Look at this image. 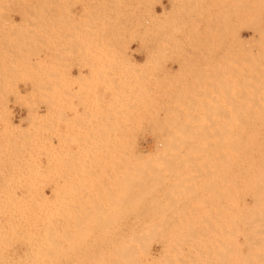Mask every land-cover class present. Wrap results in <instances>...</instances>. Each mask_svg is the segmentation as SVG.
<instances>
[{"label":"rangeland","instance_id":"374dc122","mask_svg":"<svg viewBox=\"0 0 264 264\" xmlns=\"http://www.w3.org/2000/svg\"><path fill=\"white\" fill-rule=\"evenodd\" d=\"M243 120L264 122V0H0V264H109L116 247L130 252L131 264H163L175 254L180 261L169 264H264V230L257 233L264 223L244 216L250 213L243 205L261 188H250L254 173L249 186L238 182L237 197L246 201L231 207L234 225L228 204L218 208L224 216L211 214L219 211L211 191L233 179L225 173L227 187L210 130L219 134L221 123ZM97 155L93 166L98 158L90 164V156ZM261 192L254 202L262 205L250 208L257 217H264ZM176 244L183 246L173 253Z\"/></svg>","mask_w":264,"mask_h":264},{"label":"bare ground","instance_id":"6f19581e","mask_svg":"<svg viewBox=\"0 0 264 264\" xmlns=\"http://www.w3.org/2000/svg\"><path fill=\"white\" fill-rule=\"evenodd\" d=\"M85 10V9H84ZM128 12V11H127ZM83 13H85V12H83ZM26 14H28V13H26ZM33 14H34V12H33ZM40 14V13H39ZM43 14V13H42ZM41 14V15H42ZM47 14V13H46ZM53 14V13H52ZM68 14V13H67ZM69 14H70V12H69ZM87 14V13H86ZM167 14V13H166ZM49 15V14H48ZM55 15H56V13H55ZM60 15V14H59ZM58 15V16H59ZM28 16H30V15H28ZM37 16V15H36ZM52 16V15H51ZM64 16V15H63ZM79 16V15H78ZM77 16V17H78ZM162 16H163V14H162ZM31 18L33 17V16H30ZM68 16H66V18H67ZM28 18V17H27ZM51 18V17H50ZM60 18V17H59ZM65 18V17H64ZM63 18V19H64ZM33 19H34V17H33ZM36 19V18H35ZM34 19V20H35ZM39 19V18H38ZM43 19V18H42ZM46 19H48L47 17H46ZM68 19V18H67ZM162 19V18H161ZM29 20V19H28ZM51 20V19H50ZM37 21V20H36ZM40 21V20H39ZM43 21V20H42ZM47 21V20H46ZM30 22V21H29ZM28 21H27V23H29ZM48 22V21H47ZM31 23V22H30ZM38 23V22H37ZM40 23H42V22H40ZM63 23V22H62ZM48 24V23H47ZM60 24H61V22H60ZM35 25V24H34ZM28 26H30L29 24H28ZM35 26H37V25H35ZM40 26V25H39ZM46 25H44V27H45ZM38 27V26H37ZM41 27V26H40ZM43 27V26H42ZM52 27V26H51ZM62 27V26H61ZM53 28V27H52ZM33 29H34V27H33ZM37 29V28H36ZM64 29V28H63ZM82 29V28H81ZM85 30V29H84ZM84 32V31H83ZM57 34V33H56ZM87 34V33H86ZM85 34V35H86ZM47 35V34H46ZM80 36V35H79ZM224 36V35H223ZM86 37V36H85ZM35 38V37H34ZM40 38V37H39ZM56 38H59V37H57L56 36ZM71 38V37H70ZM43 39V38H42ZM48 39V38H47ZM81 39V38H80ZM61 40H63V38L61 39ZM67 40V39H66ZM70 40V39H69ZM224 40L225 39H223V42H222V46L224 47L225 45V43H224ZM54 41V40H53ZM56 41V40H55ZM64 41H65V39H64ZM83 41V40H82ZM85 41V40H84ZM69 42V41H68ZM35 43V42H34ZM34 43H33V45H34ZM38 43V42H37ZM42 43V42H41ZM62 43V42H61ZM87 43V42H86ZM32 44V43H31ZM56 44V43H55ZM54 44V45H55ZM63 44V43H62ZM32 45V46H33ZM37 45V44H36ZM46 45V44H45ZM59 45V44H58ZM65 45V44H64ZM67 45H68V43H67ZM75 45V44H74ZM73 45V46H74ZM87 45V44H86ZM63 46V45H62ZM70 46V45H69ZM78 46V45H77ZM50 48V47H49ZM53 48H55V47H53ZM60 48V47H59ZM64 48V47H63ZM69 48H71V46L69 47ZM80 48V47H79ZM82 48V47H81ZM32 49V48H31ZM78 49V48H77ZM222 50H224V52H225V49H223V48H221ZM30 50V49H29ZM67 50V49H66ZM70 50V49H69ZM228 50V49H227ZM57 51H60V50H57ZM68 51V50H67ZM74 50H72V52H73ZM79 51V50H78ZM76 52V51H75ZM227 52V51H226ZM38 54V53H37ZM63 54V53H62ZM62 54H60V55H62ZM65 54H67V53H65ZM73 54V53H72ZM85 54V53H84ZM87 54V53H86ZM151 54V53H150ZM154 54H155V52H154ZM46 55V54H45ZM59 55V56H60ZM227 55V54H226ZM229 55V54H228ZM227 55V56H228ZM148 56V55H147ZM48 57V56H47ZM61 57V56H60ZM62 57H64V56H62ZM151 58H152V56H151ZM46 59V58H45ZM40 61V60H39ZM42 61V60H41ZM51 64V63H50ZM71 64V63H70ZM56 66V65H55ZM61 66H63V65H61ZM64 67V66H63ZM141 68H142V66H141ZM68 74V73H67ZM65 75V74H64ZM245 77H247V76H245ZM233 78V77H232ZM248 78V77H247ZM234 79V78H233ZM62 84V83H61ZM224 84V83H223ZM230 84V83H229ZM227 86V85H226ZM226 86H224V87H226ZM230 87V86H229ZM77 90V89H76ZM68 91V90H67ZM73 91V90H72ZM112 91V90H111ZM224 91V90H223ZM78 92H79V90H78ZM84 92V91H83ZM130 92V91H129ZM132 92V91H131ZM51 93V92H50ZM63 93V92H62ZM66 93V92H65ZM69 93V92H68ZM93 93V92H92ZM91 93V94H92ZM134 93V92H133ZM83 94V93H82ZM112 94H115V92H113ZM117 94H119V93H117ZM121 94V93H120ZM76 95V94H75ZM100 95V94H99ZM96 96V95H95ZM42 97V96H41ZM97 97V96H96ZM113 97V96H112ZM65 98H67V96L65 97ZM95 98V97H94ZM55 99V98H54ZM215 100V99H214ZM72 101V100H71ZM94 101V100H93ZM77 102V101H76ZM78 103V102H77ZM95 103V102H94ZM219 103V102H218ZM72 104H74V103H72ZM83 108V107H82ZM75 109V108H74ZM85 110V109H84ZM29 112H32V110H29ZM73 113H74V111H72ZM82 112V110L79 112V114ZM72 113V114H73ZM76 114V113H75ZM85 114V113H84ZM63 115V114H62ZM86 115V114H85ZM32 116V115H31ZM64 116V115H63ZM70 117V116H69ZM82 117V116H81ZM93 117V116H92ZM94 118V117H93ZM100 118V117H99ZM213 118V117H212ZM253 118V117H252ZM255 118V117H254ZM85 119V118H84ZM243 119V118H242ZM245 119V118H244ZM62 120H64V119H62ZM67 120V119H66ZM47 121V120H46ZM89 121V120H88ZM214 123L216 122V119H215V121H213ZM71 123H72V121H71ZM85 123V122H84ZM74 124V123H73ZM79 124V123H78ZM90 124V123H89ZM216 124V123H215ZM222 124V127H220V132H219V134H217L218 133V131L216 132V130H217V128L213 131V132H211V130H210V133H212V134H210V135H213L212 136V138H213V140H212V138H211V144H210V146H209V148H212V149H210L211 150V152L212 151H215V152H217L218 151V148H220V153H221V160L219 159V157H218V159L221 161V168H220V173L221 174H225V173H231L232 174V176H231V174H230V177H231V179H233V181L231 182L232 183V185H229V187H228V185L227 184H230V178H228L229 177V175H224V176H228L227 177V179L229 180H224V183H226L227 181L229 182H227L226 183V185H227V187L228 188H226V187H221L222 188V190L220 191L219 190V188H217V189H215L214 190V188H213V193H212V191H211V193H210V196H211V194H213V202L215 201V202H217L218 201V199H219V197L223 200L222 201V207H221V204H219V203H215L214 202V204H217V205H219V206H217L216 207V209L215 210H219V209H222V210H224V208L225 207H227L226 209H228V212L225 210V212L227 213V214H229L230 212V214L232 215V208L231 207H233L234 208V206H235V204H236V201H237V204H238V202L240 201L242 204H243V200L244 199H242V198H244L245 197V195H244V197H237L238 195L239 196H241L240 194H238L239 193V188H238V182H242V181H244V184L248 181H250L251 180V177H248V175H249V173H254L255 174V176H252V180L253 181H255L256 180V182H257V180H258V182L257 183H259V182H262V184L260 185V183L259 184H257L256 182H255V186H253L254 184H252L251 185V181H250V188H256V186H257V188L256 189H258L260 186H261V188H264V186H262V185H264V180H262V177H264V176H259V175H256V172H254V170H257L258 171V173L260 174V172H264V164H262L261 162L262 161H264V122H244V120H243V122H241V123H221ZM218 125V124H217ZM217 125H214L215 127L217 126ZM54 126V125H53ZM73 126V125H72ZM84 126V125H83ZM37 127V126H36ZM43 127H45V126H43ZM68 127V126H67ZM87 127V126H86ZM218 127V126H217ZM57 128V127H56ZM69 128V127H68ZM79 128V127H78ZM81 128H82V126H81ZM99 128H100V126H99ZM222 128V129H221ZM98 129V128H97ZM212 129V128H211ZM45 130V129H44ZM43 131V130H42ZM83 131V130H82ZM92 131H94L93 129H92ZM101 131V130H100ZM41 132V131H40ZM56 132V131H55ZM67 132V131H66ZM96 132V131H95ZM98 132V134H99V130L97 131ZM69 133V132H68ZM73 134V133H72ZM70 135V134H69ZM217 135V136H216ZM79 136V135H78ZM220 138H219V137ZM69 137V136H68ZM78 138V137H77ZM64 139V138H63ZM74 139V138H73ZM88 139V138H87ZM237 139H238V141H239V146L238 145H236V141H237ZM69 140H70V137H69ZM72 140V139H71ZM99 140H100V138H99ZM153 140V139H152ZM67 141H68V139H67ZM84 141V140H83ZM91 141V140H90ZM93 141V140H92ZM94 141H95V139H94ZM158 141V140H157ZM160 141V140H159ZM184 142H193L194 140H190V139H185V140H183ZM88 142V141H87ZM100 142V141H99ZM101 144H103V142H104V140H101ZM107 142V141H106ZM155 142V141H154ZM160 142H162V140L160 141ZM68 143V142H67ZM84 143V142H83ZM89 143V142H88ZM108 143V142H107ZM106 143V144H107ZM156 143V142H155ZM158 143V142H157ZM105 144V143H104ZM98 145V144H97ZM156 145V144H155ZM158 145V144H157ZM68 146V145H67ZM66 146V147H67ZM82 146V145H81ZM92 146V145H91ZM102 146V145H101ZM75 147V146H74ZM94 147V146H93ZM97 147V146H96ZM95 147V148H96ZM100 147V146H99ZM107 147V146H106ZM82 148V147H81ZM90 148V147H89ZM109 148V147H108ZM154 148V147H153ZM155 148H157V147H155ZM155 148H154V150H155ZM63 149H64V146H63ZM67 149V148H66ZM88 149V148H87ZM86 149V150H87ZM94 149V148H93ZM92 148H91V151L93 150ZM100 150H101V148H99ZM107 149V148H106ZM96 150V149H95ZM102 150H104V148L102 149ZM83 151V150H82ZM88 151H90V150H88ZM149 151V150H148ZM93 152H95V151H93ZM101 152V151H100ZM105 152V151H104ZM113 152V151H112ZM109 153V152H108ZM87 155V154H86ZM85 155V156H86ZM110 155V154H109ZM149 155V154H148ZM212 155V154H211ZM215 155V154H214ZM49 156V155H48ZM99 155H97V157L96 156H90L91 158H90V164H91V162L94 160L95 162H96V159L98 158V162H94L93 161V164L95 163V165H93V166H96L97 164H99V162L101 161V160H99V158L101 159V155L98 157ZM114 156V155H113ZM112 156V157H113ZM123 155H120L119 157H122ZM146 156V155H145ZM87 157V156H86ZM106 156L104 155L102 158H105ZM124 157V156H123ZM48 158V157H47ZM137 158V157H136ZM260 158H261V160H260ZM216 159V158H215ZM217 159V163H218V160ZM258 159V160H257ZM92 160V161H91ZM129 160H130V158H129ZM143 160V159H142ZM259 161H261V162H259ZM257 162V163H256ZM102 163V162H101ZM103 163H104V161H103ZM213 163V162H212ZM211 163V164H212ZM260 163V164H259ZM258 164V165H257ZM108 165V164H107ZM207 165V164H206ZM262 165V166H261ZM105 166V165H104ZM148 166V165H147ZM150 166V165H149ZM188 166V165H187ZM190 166V165H189ZM210 167H212V166H210ZM98 168V167H97ZM109 168V167H108ZM192 168H194V167H192ZM214 168H215V170H214V174H215V177H217L220 173L217 171L218 170V166L216 165V161H215V165H214ZM191 169V168H190ZM262 170V171H260V170ZM188 170V169H187ZM95 171V170H94ZM211 171V170H210ZM110 172V171H109ZM112 172V171H111ZM131 174V173H130ZM199 174V173H198ZM208 174V173H207ZM238 174L241 176V178L242 179H240L239 177H238ZM262 174H264V173H262ZM247 175V176H246ZM252 175V174H251ZM261 175V174H260ZM221 176V175H220ZM235 176H236V178H235ZM261 178H259V177ZM219 177V176H218ZM222 177V179H223V176H221ZM254 177V178H253ZM255 177H258L259 179H257V178H255ZM246 178V179H245ZM224 179H225V177H224ZM239 179H240V181H239ZM244 179V180H243ZM223 181V180H222ZM246 181V182H245ZM221 182V181H220ZM216 183H219V182H216ZM223 183V184H224ZM253 183V182H252ZM120 184V183H119ZM243 184V183H242ZM242 185V187H243V190H245V189H249V187H247L246 188V184L245 185ZM225 185V184H224ZM223 185V186H224ZM240 185V184H239ZM207 186H209L208 184H207ZM218 186H221V183H220V185L218 184ZM247 186H249V184H247ZM259 186V187H258ZM215 187V186H214ZM244 187H245V189H244ZM134 188V187H133ZM216 188V187H215ZM224 188H226V189H228L227 191V193H226V189H224ZM238 188V189H237ZM261 188H259V189H261ZM89 189V188H88ZM116 189V188H115ZM135 189V188H134ZM152 189V188H151ZM241 189V188H240ZM258 189V191L256 192V196L257 197H255V198H253L252 200H251V192L249 193V190H246L247 191V195L248 196H250V198L249 197H247V200H251V202L253 201V203L251 204V205H249V204H247V205H243V206H245V208H247V210H249V216H251V214H254V215H252V216H254L253 218H251V217H249L247 214L246 215H244L245 216V219H247L246 221H245V219L243 218L242 220H244L245 222H248V223H250V222H258L259 223V221H261V223H264V219H262V218H264V217H261L260 215H262V216H264V213H262V212H264V211H261L260 209H259V216L260 217H257V214L256 213H258V209L257 210H254L256 213H252V211L250 212V208H252L251 206H258V204L261 206L262 205V203L260 204V201H259V203H255L254 201L256 200V202H258L257 201V198H259V197H261V196H259V194L260 193H258V192H261L262 190H264V189H261V190H259ZM130 190V189H129ZM144 190H146V189H143V191ZM154 190V189H153ZM203 190H204V188H203ZM202 190V191H203ZM211 190H212V187H211ZM242 190V191H243ZM253 190H255V189H253ZM83 191V190H82ZM87 191V190H86ZM120 191H121V188H120ZM152 191V190H151ZM209 191H210V189H209ZM215 191V192H214ZM250 191H252V189L250 190ZM85 192V191H84ZM139 192V191H138ZM141 192V191H140ZM206 192V191H205ZM262 192H264V191H262ZM262 192H261V195L262 196H264V194H262ZM90 193V192H89ZM126 193V192H125ZM130 193L132 194V192H131V190H130ZM204 193V192H203ZM209 193V192H208ZM214 193H216L215 194V196H214ZM258 193V194H257ZM86 194H88V192H86ZM124 194V193H123ZM123 194H121V192H120V195H123ZM225 194H227V196H229L228 197V199H229V201H228V203H226L227 201H224V196H225ZM243 194V193H242ZM250 194V195H249ZM253 194L254 193H252V197H254L253 196ZM119 195V194H118ZM126 195V194H125ZM128 195V194H127ZM134 195V194H133ZM90 196V195H89ZM117 196V195H116ZM130 196V195H129ZM138 195H135V197H137ZM208 196H209V194H208ZM80 197V196H79ZM120 198H121V200H122V197L121 196H119ZM124 197V196H123ZM133 198V199H135L136 200V198ZM140 197H141V195H140ZM205 197V196H204ZM155 198H157L156 196H155ZM207 198V197H206ZM238 198V199H237ZM249 198V199H248ZM110 199V198H109ZM139 199V198H138ZM209 199V198H208ZM239 199H241V200H239ZM158 200V199H157ZM205 199H203V201H204ZM258 200H260V199H258ZM111 201V200H110ZM120 201V200H119ZM141 201V200H140ZM143 201V200H142ZM146 201V200H145ZM210 201H212V200H210ZM244 201H246V200H244ZM102 202V201H101ZM115 202V201H114ZM137 202V201H136ZM212 202V203H213ZM218 202H221V200L220 201H218ZM63 203V202H62ZM154 203V202H153ZM156 203V202H155ZM167 203V202H166ZM59 204H61V203H59ZM120 204V203H119ZM132 204H134V203H132ZM203 204H206V203H203ZM214 204H212L213 206H214ZM225 204V206L223 207V205ZM226 204H228L227 206H226ZM240 204V203H239ZM256 204V205H255ZM129 205V204H128ZM138 205V204H137ZM155 205V204H154ZM194 205V204H193ZM200 205H201V203H200ZM207 205V204H206ZM210 205V204H209ZM208 205V206H209ZM113 206V205H112ZM161 206V205H160ZM165 206V205H164ZM247 206H249V208L247 207ZM124 207V206H123ZM146 207H147V204H146ZM145 207V208H146ZM133 208V207H132ZM219 208V209H218ZM235 208L237 209V207L235 206ZM257 208H259V207H257ZM111 209V208H110ZM128 209V208H127ZM143 209H144V207H143ZM195 209V208H194ZM206 209V208H205ZM235 209V210H236ZM140 210H142V209H140ZM150 210V209H149ZM222 210H219V211H215L214 213L213 212H211V214L212 215H215V214H219L220 215V217L221 216H224V213L223 214H221V211ZM234 210V213H236V211ZM130 211H132V210H130ZM188 211V210H187ZM194 211V210H193ZM261 211V212H260ZM122 212V211H121ZM150 212V211H149ZM198 212V211H197ZM126 213V212H125ZM134 213V212H133ZM140 213V212H139ZM138 213V214H139ZM145 213V212H144ZM146 213H148L147 211H146ZM145 213V214H146ZM206 214H203V215H206V216H211L210 215V212H209V215H207V212H205ZM238 213V212H237ZM143 214V213H142ZM202 214V213H201ZM227 214H225V216H228L227 218H228V220H227V218H225L226 220H227V222H231V224L230 223H228L229 225H234V221H233V219H234V215H232L233 217H231V218H233V219H231L230 218V214L229 215H227ZM242 214V213H241ZM115 215V214H114ZM118 215V214H117ZM123 215H124V213H123ZM137 214H135V216H136ZM147 215V214H146ZM152 215V214H151ZM160 215V214H159ZM177 215V214H176ZM179 215V214H178ZM193 215V214H192ZM237 215L238 214H236L235 216V218H237ZM119 216V215H118ZM138 216V215H137ZM140 216V215H139ZM196 216V215H195ZM197 216H198V214H197ZM218 215H216V217H217ZM241 216H243V215H241ZM112 217V216H111ZM114 217V216H113ZM147 217V216H146ZM171 217V216H170ZM178 217V216H177ZM179 217H181V216H179ZM208 217V218H209ZM246 217H249V219L248 218H246ZM257 217V218H256ZM117 218V217H116ZM151 218V217H150ZM200 218H201V221H202V219H204V222H202V223H205L207 220H205V218L204 217H201L200 216ZM250 218H251V220H250ZM258 218H259V221H258ZM110 219V218H109ZM112 219V218H111ZM113 219H115V218H113ZM118 219V218H117ZM134 219V218H133ZM148 219V218H147ZM160 219V218H159ZM162 219V218H161ZM177 219V218H176ZM212 219V218H211ZM229 219H231V220H229ZM95 222H96V220L95 219H93ZM108 220V219H107ZM124 220H125V218H124ZM130 220V219H129ZM128 220V221H129ZM213 220V219H212ZM215 221L216 220H218V219H214ZM220 220V219H219ZM226 220L224 221V219L222 220V221H224V222H226ZM249 220V221H248ZM254 220V221H253ZM122 221V220H121ZM141 221V220H140ZM160 221V220H159ZM163 221V220H162ZM174 221V220H173ZM177 221V220H176ZM182 221V220H181ZM181 221H179V223L181 222ZM184 221V220H183ZM185 221H186V219H185ZM236 221H237V219H236ZM236 221H235V223H236ZM95 222H93V224H95ZM112 222V221H111ZM115 221H113V223H114ZM139 222V221H138ZM164 222V221H163ZM175 222V221H174ZM190 223H191V221H189ZM197 222V221H196ZM209 222V221H208ZM214 222V221H213ZM217 222V221H216ZM215 222V223H216ZM240 222H241V220H240ZM110 223V221L108 222V224ZM145 224H146V222H144ZM148 223V222H147ZM150 223V222H149ZM160 223V222H159ZM165 223H167V222H165ZM207 223V222H206ZM203 224V225H207V224ZM217 223H219V222H217ZM216 223V224H217ZM222 223V222H221ZM238 223H239V220H238ZM244 223V222H243ZM20 224V223H19ZM22 224V223H21ZM24 224V223H23ZM97 224V223H96ZM95 224V225H96ZM117 224V223H116ZM158 224V223H157ZM209 224H211V223H208V225ZM246 225H247V223H245ZM257 224V223H256ZM255 224V225H256ZM98 225V224H97ZM110 225V224H109ZM144 225V224H143ZM161 225V224H160ZM180 225H182V223L180 224ZM193 224H191L190 225V227L192 226ZM212 225H214V224H212ZM224 225V224H223ZM245 225V226H246ZM250 225V224H249ZM260 224H258V226H259ZM16 226V225H15ZM20 226H22V225H20ZM94 226V225H93ZM92 226V227H93ZM150 226V225H149ZM163 226H165V225H163ZM174 226V225H173ZM222 226V225H221ZM226 226V225H225ZM258 226H257V228H258ZM261 226V225H260ZM259 226V227H260ZM17 227V226H16ZM115 227V226H114ZM145 227H147L146 225H145ZM152 227H154V226H152ZM158 226H156V228H157ZM176 227V226H175ZM184 227V226H183ZM190 227H188V225H187V228L189 229ZM205 227V226H204ZM206 227H208V226H206ZM236 227V226H235ZM247 227V226H246ZM262 227V226H261ZM25 228V227H24ZM94 228V227H93ZM150 228H151V226H150ZM160 228V227H159ZM211 228V227H210ZM218 228V227H217ZM220 229H221V227H219ZM244 228V227H243ZM15 229V228H14ZM21 229V228H20ZM122 228L120 227V230H121ZM147 229V228H146ZM177 229H178V227H177ZM187 229V230H188ZM191 229L192 228H190V231H191ZM203 229V228H202ZM201 229V230H202ZM207 229V228H206ZM238 229V228H237ZM249 229V228H248ZM97 230V229H96ZM100 230V229H99ZM105 230V229H104ZM117 230H119V229H117ZM139 230V229H138ZM144 230V229H143ZM152 230V229H151ZM151 230H147V232H148V238L150 239V237H151V235L153 236V235H155L156 233H155V231H154V234H150V232L152 233L153 232V230L151 231ZM158 230V229H157ZM166 230V229H165ZM186 230V231H187ZM193 231H194V229H192ZM198 230V229H197ZM210 230V229H209ZM240 230V229H239ZM261 230H264V229H259V231L257 230V233H259ZM109 231V230H108ZM122 231V230H121ZM159 231V230H158ZM160 231H162V227H161V230ZM179 231H180V229H179ZM184 231V230H183ZM193 231H191V232H193ZM204 231V230H203ZM211 231V230H210ZM94 232H96V231H94ZM99 231H97L96 233H98ZM115 232V231H114ZM119 232V231H118ZM140 234H141V232L140 231H138ZM157 232V231H156ZM163 232V231H162ZM162 232H159V233H162ZM165 232V231H164ZM171 232V231H170ZM206 232V231H205ZM218 232H219V230H218ZM245 232V231H244ZM251 232H254V231H251ZM101 233L102 234H105V233H103L102 231H101ZM100 232L98 233V234H101ZM182 233V232H181ZM181 233H180V236H181ZM194 233H196V231H194ZM193 233V234H194ZM200 233H204V232H202V231H200ZM249 233V232H248ZM108 234V233H107ZM193 234H191V235H189L188 233H187V237H189V238H191V236L193 235ZM228 234V233H227ZM261 235H262V231H261V233H260ZM95 235V234H94ZM106 235V234H105ZM147 235H146V237H147ZM175 235H178V237H179V232H178V234H175ZM174 235V236H175ZM183 235V234H182ZM189 235V236H188ZM200 235L201 234H199L198 236L200 237ZM226 235V234H225ZM236 235V234H235ZM235 235H234V238H235ZM253 235V234H252ZM98 236V235H97ZM96 236V237H97ZM100 236H102V235H100ZM109 236V235H108ZM113 236V235H112ZM115 236V235H114ZM150 236V237H149ZM158 236V235H157ZM156 236V237H157ZM168 236H170L169 234H168ZM197 236V235H196ZM195 236V237H196ZM202 236V235H201ZM228 236H229V234H228ZM244 236H246V235H244ZM248 236H250V235H248ZM248 236H246V237H248ZM258 236V235H257ZM123 236H117V239L118 238H122ZM139 237V241H140V244H142V242H144L145 240H142L143 238L142 237H145L144 236V233H143V236H142V234H141V236L139 235L138 236ZM160 238H162V239H164L165 237H167L166 235L164 236V238H163V236L161 237V236H159ZM158 237V238H159ZM178 237H176L177 238V242H178V240L180 239V237L178 238ZM183 237V236H182ZM238 237V236H237ZM243 237V236H242ZM255 237V236H254ZM92 238H93V236H92ZM101 238V237H100ZM99 238V239H100ZM111 237H109L108 238V241L109 240H111L110 239ZM142 238V239H141ZM152 238V237H151ZM172 238V237H171ZM207 238H208V236H207ZM228 238V237H227ZM245 238V237H244ZM253 238V237H252ZM256 238V237H255ZM262 238H264V236H262ZM148 239V240H149ZM154 239H155V236H154ZM157 239V238H156ZM167 239V238H166ZM174 239H175V237H174ZM187 239V238H186ZM191 239H193V240H195V241H197L196 240V238L194 239V235L192 236V238ZM190 239V241H192ZM199 239V238H198ZM202 239V238H201ZM245 239H247V238H245ZM259 239V238H258ZM258 239H254V240H258ZM92 240V239H91ZM97 240V239H96ZM100 240H104V241H106V238H103L102 237V239H100ZM114 240H115V238H114ZM151 240V239H150ZM160 240V239H159ZM165 240V239H164ZM163 240V241H164ZM172 240H173V238H172ZM172 240H171V243H172ZM250 240H253V239H251L250 238ZM262 240H264V239H262ZM93 241H95V240H93ZM103 241V242H104ZM112 241H113V239H112ZM153 241V240H152ZM161 241V240H160ZM159 241V242H160ZM162 241V242H163ZM168 241H170V240H168ZM176 241V240H175ZM188 241V243H189V240H187ZM187 241H185V244L187 245ZM210 241V240H209ZM224 241V240H223ZM242 241V240H241ZM259 241L261 242V239H259ZM92 242V241H91ZM151 242V241H150ZM150 242H149V244H150ZM167 242V241H166ZM192 242H194V241H192ZM192 242H190V245H192L191 243ZM198 242H199V240H198ZM202 242V241H201ZM204 242H205V240H204ZM211 242V241H210ZM215 242L217 243V241L215 240ZM221 242V241H220ZM238 242L239 241H237V244H238ZM247 242V241H246ZM256 241H254V243H255ZM260 242H259V244H260ZM262 242H264V241H262ZM93 243V242H92ZM107 243V241L105 242V244ZM115 243V242H114ZM155 243H156V241H155ZM168 243V242H167ZM166 243V244H167ZM176 243V242H175ZM174 243V241H173V243L172 244H170L171 246L173 245V244H175ZM181 243H183V240L182 241H180V244ZM200 243V242H199ZM208 243V242H207ZM215 243V244H216ZM245 243V242H244ZM253 243V244H254ZM258 243V242H257ZM257 243H255L254 244V247H255V245H257ZM96 244V243H95ZM94 244V245H95ZM98 244V243H97ZM162 244V243H161ZM164 244V243H163ZM169 244V243H168ZM221 244V243H220ZM220 244H218L217 246H221ZM224 244H225V242H224ZM229 244V243H228ZM227 244V245H228ZM236 244V245H237ZM242 244V243H241ZM246 244V243H245ZM249 244V243H248ZM247 244V245H248ZM252 244V242H250V244L249 245H251ZM99 245H100V243H99ZM98 245V246H99ZM102 245V244H101ZM143 245H144V243H143ZM142 245V246H143ZM165 245V244H164ZM189 245V244H188ZM187 245V248L189 247V248H193V246H195V245H193V246H188ZM204 245V244H203ZM233 245V244H232ZM232 245H231V248H232ZM144 246H146L147 247V245H144ZM150 246V245H149ZM166 246V245H165ZM175 246H177V250H172V252L173 253H175L176 251H178L179 250V248L181 249V247L180 246H183V245H178V244H176ZM216 246V245H215ZM224 246V245H223ZM230 246V245H229ZM234 246H235V243H234ZM246 246V245H245ZM258 246V245H257ZM103 247H105V246H103ZM146 247H145V249H146ZM169 247V245L166 247V248H168ZM173 247V246H172ZM214 247V246H213ZM248 247V246H247ZM251 246H249V248H250ZM161 248V247H160ZM173 248H175V247H173ZM173 248H168V249H166V251H168L169 252V249L171 250V249H173ZM183 248V247H182ZM195 248H196V246H195ZM195 248H193V250H194V252H196V253H200V251H196L195 250ZM205 248V247H204ZM212 248V247H211ZM217 248V247H216ZM222 248V247H221ZM225 248H226V246H225ZM230 248V249H231ZM248 248V249H249ZM100 249V248H99ZM98 249V250H99ZM148 249V248H147ZM158 249V248H157ZM165 249V248H164ZM205 249H207V248H205ZM254 249H256V248H253V250ZM94 250H95V248H94ZM109 250V249H108ZM107 250V251H108ZM114 251H113V253H111L112 255V257L110 258V260H109V264H131L132 262H130V260H128L127 259V254H130V252H128V251H126V250H124V249H118L117 247H116V249H113ZM149 250V249H148ZM162 250V249H161ZM193 250H191V251H193ZM228 251H229V248L227 249ZM227 250L225 249V251H226V253H228L227 252ZM233 250V249H232ZM237 250V249H236ZM252 250V249H251ZM262 250V249H261ZM101 251H104V250H101ZM147 251V250H146ZM149 251H151V250H149ZM181 251H183V250H181ZM186 251V250H185ZM191 251H189V252H191ZM223 251H224V249H223ZM241 251V250H240ZM249 251H250V249H249ZM256 251V250H255ZM254 251V252H255ZM99 252V251H98ZM164 252V251H163ZM171 252V251H170ZM171 252V253H172ZM184 252V251H183ZM193 252V253H194ZM213 252H215V251H213ZM212 252V253H213ZM232 252V251H231ZM257 252V251H256ZM258 252H260V251H258ZM105 253V252H104ZM144 254H143V256L142 257H144V255H145V252H143ZM147 253V252H146ZM149 253V252H148ZM158 253V252H157ZM160 253V252H159ZM158 253V254H159ZM166 253L167 252H164L163 254L164 255H166ZM173 253L171 254V255H173ZM185 253V255H186V257H189V259L188 260H192V257L190 258V256H187V254H186V252H184ZM192 253V252H191ZM191 253H190V255H191ZM193 253H192V255L191 256H194L193 255ZM202 253V252H201ZM207 253H209V252H207ZM211 253V252H210ZM217 253V252H216ZM107 254V253H106ZM153 254V253H152ZM162 254V253H161ZM160 254V255H161ZM168 254V253H167ZM183 254V253H182ZM182 254H180V255H182ZM203 254V253H202ZM237 254V253H236ZM247 254V253H246ZM262 254H264V252H262ZM26 255V254H25ZM99 255V254H98ZM150 255V254H149ZM149 255H148V257H149ZM175 255H177V260L175 259V263H177V262H179L180 261V259L178 258V254H175ZM179 255V256H180ZM198 255V254H197ZM196 255V256H197ZM204 255V254H203ZM222 255L223 254H221V256L220 257H222ZM233 255V254H232ZM249 255H250V253H249ZM248 255V256H249ZM252 255V254H251ZM255 255H256V253H255ZM258 255V254H257ZM255 256V258L256 257H258L259 256V258H261L260 257V255H258V256ZM103 256H104V254H103ZM146 256H147V254H146ZM145 256V257H146ZM155 256V255H154ZM157 256V255H156ZM168 255H166V257H167ZM183 256H184V254H183ZM199 256V255H198ZM205 256V255H204ZM208 256H209V254H208ZM207 256V257H208ZM215 256V255H214ZM240 256V255H239ZM93 257H94V255H93ZM100 257H101V255H100ZM107 257V256H106ZM141 257V258H142ZM147 257V258H148ZM161 257V256H160ZM169 257H171L170 255H169ZM174 257H171L172 259L174 258ZM185 257V256H184ZM184 257H183V260L185 261L186 259H184ZM229 257V256H228ZM252 257H253V255H252ZM12 258V257H11ZM104 258V257H103ZM140 258V259H141ZM158 258V257H157ZM170 258V259H171ZM180 258H181V256H180ZM217 258V260H218V257H216ZM236 258V257H235ZM258 258V259H259ZM91 259V258H90ZM96 259H98V258H96ZM100 259V258H99ZM98 259V260H99ZM139 259V260H140ZM150 259H151V257H150ZM165 259V258H164ZM170 259H168V260H170ZM178 259H179V261H178ZM194 259H195V257H194ZM201 259V258H200ZM219 259H221V261L223 260V257L222 258H219ZM225 259H226V257H225ZM238 259V258H237ZM257 259V258H256ZM101 260V262L99 263L98 261V263L99 264H108V263H106V261L107 260H103V259H100ZM99 260V261H100ZM152 260H154V259H152ZM168 260H166L165 259V262H163V264L164 263H166V264H169V262H171V261H173V260H170V261H168ZM182 260V259H181ZM204 260V259H203ZM208 260V259H207ZM211 260V259H210ZM240 260V259H239ZM245 260V258L243 259V261ZM260 260V259H259ZM262 260H264V258H262ZM91 261H92V259H91ZM158 261H160V258H159V260ZM162 261H164L163 259H162ZM167 261V262H166ZM196 261H198V259L196 260ZM202 261V260H201ZM212 261H213V259H212ZM211 261V262H212ZM214 261H215V264H216V260L214 259ZM219 261V260H218ZM233 261V260H232ZM231 260H230V263H237L238 262V260H236V261H234V262H232ZM251 261V260H250ZM253 261H254V259H253ZM84 262V261H83ZM92 262H94V260L92 261ZM146 262V261H145ZM174 262V261H173ZM193 262H195V261H193ZM199 262V261H198ZM204 262H205V260H204ZM207 262H209V261H207ZM207 262H205L206 264H207ZM211 262H209V263H211ZM222 262H224V261H222ZM226 262H228L227 260H226ZM256 262V261H255ZM90 263V262H89ZM149 263V262H148ZM147 263V264H148ZM160 263V262H159ZM174 263V264H175ZM186 263V262H185ZM192 263V262H191ZM201 263V262H200ZM205 263H203V264H205ZM221 263V262H220ZM219 263V264H220ZM243 263H245V262H243ZM252 263V262H251ZM260 263V262H259ZM261 263H264V262H262L261 261ZM141 264V263H140ZM154 264V263H153ZM157 264V263H156ZM160 264H162V263H160ZM171 264V263H170ZM179 264V263H178ZM180 264H181V262H180ZM194 264V263H193ZM197 264V263H196ZM223 264V263H222ZM256 264V263H255Z\"/></svg>","mask_w":264,"mask_h":264}]
</instances>
